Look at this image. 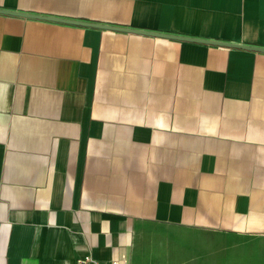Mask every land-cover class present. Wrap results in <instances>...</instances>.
I'll return each mask as SVG.
<instances>
[{"label":"crops","instance_id":"0c3cea01","mask_svg":"<svg viewBox=\"0 0 264 264\" xmlns=\"http://www.w3.org/2000/svg\"><path fill=\"white\" fill-rule=\"evenodd\" d=\"M0 8V264H264V0Z\"/></svg>","mask_w":264,"mask_h":264},{"label":"built area","instance_id":"2783aa9c","mask_svg":"<svg viewBox=\"0 0 264 264\" xmlns=\"http://www.w3.org/2000/svg\"><path fill=\"white\" fill-rule=\"evenodd\" d=\"M88 262H92L93 264H104L103 261L93 258L91 256H87L84 260H82V264H87ZM111 264H121L118 259H113Z\"/></svg>","mask_w":264,"mask_h":264},{"label":"water","instance_id":"95a60500","mask_svg":"<svg viewBox=\"0 0 264 264\" xmlns=\"http://www.w3.org/2000/svg\"><path fill=\"white\" fill-rule=\"evenodd\" d=\"M0 12H7V13H13V14H23V15H28L25 12H20V11H14V10H7V9H2L0 8ZM30 15H34L37 17H45V18H49V19H59V20H65L64 18H56V17H52V16H41L38 14H30ZM145 31V30H143ZM156 33V32H155ZM172 35V34H171ZM260 48V47H259ZM260 49H264V48H260Z\"/></svg>","mask_w":264,"mask_h":264}]
</instances>
